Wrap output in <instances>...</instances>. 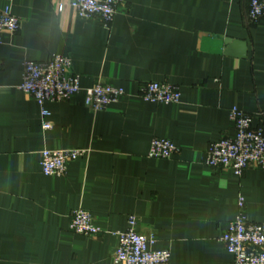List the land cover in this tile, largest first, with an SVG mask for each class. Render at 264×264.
Here are the masks:
<instances>
[{"label": "crops", "instance_id": "crops-1", "mask_svg": "<svg viewBox=\"0 0 264 264\" xmlns=\"http://www.w3.org/2000/svg\"><path fill=\"white\" fill-rule=\"evenodd\" d=\"M73 0H0L21 29L0 46V264H114L112 232L154 237L170 264H235L220 238L246 201L264 224V169L239 178L204 161L209 146L233 137L230 110L264 114V19L250 0H125L111 26L81 19ZM62 8V9H61ZM227 40L246 44L230 54ZM70 57L83 90L98 83L128 95L94 113L84 91L42 108L20 90L26 61ZM168 83L180 104L137 97L142 85ZM45 122L52 129L44 130ZM264 130V119L254 122ZM177 148L170 160L147 157L151 142ZM86 149L63 177H47L43 151ZM91 212L104 233L69 230L73 212Z\"/></svg>", "mask_w": 264, "mask_h": 264}, {"label": "built area", "instance_id": "built-area-1", "mask_svg": "<svg viewBox=\"0 0 264 264\" xmlns=\"http://www.w3.org/2000/svg\"><path fill=\"white\" fill-rule=\"evenodd\" d=\"M124 2L125 0H73L71 8L79 18H98L109 27L114 22L117 8ZM249 18L253 24L264 19V0H250ZM21 23L10 8L0 12V46L4 45L7 35H15L20 31ZM72 69V59L62 55H55L45 63L26 61L20 90L42 108L43 117L50 115L44 110L47 103L69 102L83 91L90 100V108L94 113L104 112L111 105L133 97L123 88L111 84L98 83L83 90L80 76ZM181 97L178 87L152 82L142 85L138 96L134 98L147 103L170 105L180 104ZM258 119H264V114L252 116L237 107L232 108L230 120L234 125L235 135L211 144L206 153L205 165L212 169L229 170L239 178L250 166L264 169V130L254 126ZM43 128L50 130L52 124L45 122ZM177 151L170 140L156 138L151 142L147 157L170 160ZM89 153L86 149L43 151L40 162L43 174L47 177H63L70 162L87 158ZM137 225V219L130 217L126 231L111 233L118 239L114 264H170L172 253L168 250H152L154 237L148 238L138 232ZM69 230L85 237L104 233L91 212L83 208L73 212ZM219 241L234 257L235 264H264V224L254 223L248 218L244 197H239L238 214Z\"/></svg>", "mask_w": 264, "mask_h": 264}, {"label": "water", "instance_id": "water-1", "mask_svg": "<svg viewBox=\"0 0 264 264\" xmlns=\"http://www.w3.org/2000/svg\"><path fill=\"white\" fill-rule=\"evenodd\" d=\"M226 44L228 45L230 51V54H234L235 53V49H239L240 51H243V55H245L246 53V44L242 43V42H237V41H233V40H227Z\"/></svg>", "mask_w": 264, "mask_h": 264}]
</instances>
